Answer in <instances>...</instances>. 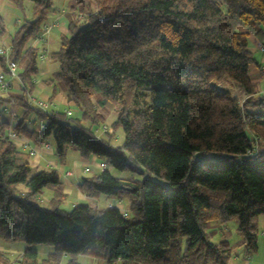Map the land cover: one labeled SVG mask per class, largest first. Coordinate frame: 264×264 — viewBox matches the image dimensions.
Instances as JSON below:
<instances>
[{
  "label": "trees",
  "instance_id": "trees-1",
  "mask_svg": "<svg viewBox=\"0 0 264 264\" xmlns=\"http://www.w3.org/2000/svg\"><path fill=\"white\" fill-rule=\"evenodd\" d=\"M8 1L19 9L31 2L34 15L11 42L23 92L9 100L24 109L11 131L37 146L52 140L60 159L70 149L96 155L108 166L83 177L79 189L128 203V215L116 206L63 208L59 171L29 177L32 155L9 135L0 97V240L28 246L18 263L61 264L67 255L65 264H80L79 255H90L106 264H228L233 246L213 242L207 228L233 218L244 254H256L264 217V95L250 75L256 59L249 37L264 35V0H73L68 34L51 53L59 69L49 82L63 86L88 125L29 100L39 50L27 43L42 32L53 0ZM0 61L7 72L6 58ZM213 80L243 89L244 103ZM112 112L110 135L99 138L92 126ZM32 113L39 126L29 123ZM120 128L124 140L113 147ZM253 137L261 142L250 156ZM110 168L140 177H115ZM46 188L53 195L43 207ZM37 244L54 252L39 260ZM0 264H8L4 254Z\"/></svg>",
  "mask_w": 264,
  "mask_h": 264
},
{
  "label": "crops",
  "instance_id": "crops-1",
  "mask_svg": "<svg viewBox=\"0 0 264 264\" xmlns=\"http://www.w3.org/2000/svg\"><path fill=\"white\" fill-rule=\"evenodd\" d=\"M69 1L70 0H58V2H55V0H53V5L47 13V19L42 24V32L27 43V47L31 46L39 50V71L35 76V88L32 92V96L37 100L48 102L49 110L66 111L71 109L72 114L70 116L83 119L82 111L73 101L69 100L67 91L63 86L59 83L49 82L53 74L59 69V62L51 58V53L60 48L61 37L68 34L67 12L69 11ZM0 18V50L4 48L12 50L11 42L14 33L26 21L34 19L32 3L26 1L24 8L19 9L8 0H0ZM260 45L264 46V35H262L261 39L253 35L249 37V48L256 59V65H252L250 68V75L258 82V92L262 89L261 70H264V50L259 47ZM0 56L2 55L0 54ZM0 73L4 74V81L7 84L5 89H0V97L4 99L1 118L9 121L10 127L8 132L10 133L17 119L24 113V109L9 99L13 95L22 94L23 85L18 76H12L8 72L4 73L1 61ZM238 89L241 88L238 87ZM244 96L247 97L245 91ZM28 118L32 126H39L41 124L34 113L30 114ZM82 122L87 123V120H82ZM101 126L102 125L92 126V130L97 132L100 130ZM98 132V134H95L99 138L108 139L111 128L104 133ZM113 140L114 138L111 140V144ZM19 141L18 146L22 150H25V147L22 145L23 141L27 143L26 147L29 146L34 148L35 154L31 156V166L35 168V172L47 168H56L59 171L63 183V208L70 210L65 204L89 205L92 201H98L100 196L98 198H90L79 189V183L83 177L100 172L98 167L99 158L96 155L83 158L78 152L70 149L65 158L60 159L55 152L52 140H50L49 146H37L26 136H21ZM86 167H90L91 170L86 171ZM44 190L40 199L43 200V203L47 204L53 192L50 189V191L45 194ZM115 200L116 199L109 198L107 201V208L111 207L110 204ZM126 206H128V204ZM260 227L263 228L264 231V217L260 218ZM27 247L28 246L24 242H7L0 240V254H4L5 259L8 260V264H19L18 260L23 256ZM32 249L37 251L39 260L49 257L54 252V247L43 244L33 245ZM68 259L69 257L64 255L61 264H65ZM78 260L80 264H106L104 259L90 255H79ZM228 264H264V259L262 261V258L257 253L251 257L246 256L242 246L240 250L233 247Z\"/></svg>",
  "mask_w": 264,
  "mask_h": 264
},
{
  "label": "rangeland",
  "instance_id": "rangeland-1",
  "mask_svg": "<svg viewBox=\"0 0 264 264\" xmlns=\"http://www.w3.org/2000/svg\"><path fill=\"white\" fill-rule=\"evenodd\" d=\"M55 2H58V0H55ZM73 2H74L73 0L69 1L68 8H69L70 4ZM81 17H82V14H81ZM211 83L214 87H216L219 90L228 91L233 96V98L238 100V102L240 104L244 103V101L246 99V97L244 96V91L241 89H238V87L235 84H233L232 82H227L224 80H213ZM115 116L116 115L114 112L108 114L106 121L103 124V125L107 126L108 130H110V128L112 126V122L115 119ZM82 118H83V112H82ZM80 120H83V119H80ZM83 124L88 125V123H83ZM114 134H115V137H114V140L112 142V146L118 147L122 144V142L124 140V133H123L122 128L115 131ZM261 148H262V150H264V142H262ZM209 156L217 157L219 155L218 154H210ZM110 171H111L112 175H114L115 177H122V178L140 177V176L133 174L129 171H119V170L114 169V168H110ZM34 173H35V168L32 167L31 172L29 173V177H31ZM152 178L159 181L164 186H168V182L165 181L164 179L156 177V176H152ZM18 189L21 192L25 191L26 185L21 183L18 185ZM44 191L46 194L47 192L50 191V189H45ZM108 200H109L108 196L101 195L100 198L98 199V201H96V202L92 201L89 205H91L92 207L97 208V209H105V208H107V201ZM116 201L117 200L113 201L112 203H115ZM124 202H125V206H126L128 204L127 200H124ZM65 205L69 209H72V207L74 206L71 204H65ZM41 206L47 207V204L43 203ZM237 227H238V220L236 218H233L232 220H230L229 222H227L225 224H222L219 221L215 220V221L210 222L209 227L207 228V231H211L213 233L212 237H211L213 242H219V241L226 239V240L230 241V243L232 244V246L234 248H237L238 250H240L241 249L240 243L242 241V237H241L240 233L238 232ZM257 254H259V256L262 258V261H263V259H264V231H263V228H261L260 233H259V249L257 251Z\"/></svg>",
  "mask_w": 264,
  "mask_h": 264
},
{
  "label": "built area",
  "instance_id": "built-area-1",
  "mask_svg": "<svg viewBox=\"0 0 264 264\" xmlns=\"http://www.w3.org/2000/svg\"><path fill=\"white\" fill-rule=\"evenodd\" d=\"M259 47L264 50V46L260 45ZM11 52H12V50L9 49V48H4V49L0 50V54L6 58L7 72L10 73L12 76H18V65H17V63L14 60H12L10 58ZM4 73H5V71H4ZM261 80H262L263 85H262V89L260 91V94L264 95V70L261 72ZM6 86H7V84L4 81V74L0 73V89L3 90V89L6 88ZM29 100H30V103L35 108L49 111L48 102L43 101V100H37L33 96H30ZM66 113H67L68 116H70L72 114V110L68 109V110H66ZM98 131L104 133V132L108 131V128H107V126L102 125L100 130H98ZM98 131L96 132L97 134L99 133ZM9 135L16 142H18L19 139L21 138V136L17 135L14 132H10ZM253 142H254V144H253L252 148L248 149V151H247V154L250 155V156H255L257 154V151H258V148H259V143L261 142V140L259 138H257V137H253ZM22 145L25 147V150L28 153H30L31 155L35 154L34 148H31L29 146L26 147L27 143L25 141H23ZM49 145H50L49 143L45 144V146H49ZM107 166L108 165L103 160L99 159L98 167H99L100 170L105 169ZM90 170H91L90 167H86V171H90ZM110 206H116L122 211V213L124 215H128L127 207L125 206V202H124L123 199L117 200L115 203H111Z\"/></svg>",
  "mask_w": 264,
  "mask_h": 264
},
{
  "label": "water",
  "instance_id": "water-1",
  "mask_svg": "<svg viewBox=\"0 0 264 264\" xmlns=\"http://www.w3.org/2000/svg\"><path fill=\"white\" fill-rule=\"evenodd\" d=\"M82 28H84V27H82Z\"/></svg>",
  "mask_w": 264,
  "mask_h": 264
}]
</instances>
